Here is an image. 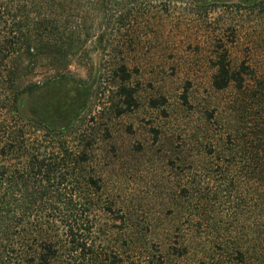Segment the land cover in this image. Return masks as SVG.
I'll list each match as a JSON object with an SVG mask.
<instances>
[{
	"label": "trees",
	"instance_id": "trees-1",
	"mask_svg": "<svg viewBox=\"0 0 264 264\" xmlns=\"http://www.w3.org/2000/svg\"><path fill=\"white\" fill-rule=\"evenodd\" d=\"M14 1L0 0V26L9 16L15 21L11 10L24 0ZM28 1L35 27L28 18L14 25L9 17L12 26L0 35L4 46L23 38L19 56L3 55L0 70L11 86L0 93V264H264V73L250 60L233 64L222 36L233 24H219L210 35L217 42L212 86L238 94L232 105L238 120L214 134L196 160L188 146L176 147L177 159L190 164L180 186L187 200L170 207L169 220L139 217L133 205L118 204L93 169L96 140L89 125L47 122L40 103V90L68 78L72 62L91 70L97 53L111 60L104 72L119 78L122 109L135 107L124 50L147 36L138 35L142 29L164 27L176 11L205 21L218 8L264 10V0ZM39 59L52 67V77L23 82ZM201 186L206 192L195 199ZM213 186H252L260 203L251 221L223 226L209 204Z\"/></svg>",
	"mask_w": 264,
	"mask_h": 264
},
{
	"label": "rangeland",
	"instance_id": "rangeland-1",
	"mask_svg": "<svg viewBox=\"0 0 264 264\" xmlns=\"http://www.w3.org/2000/svg\"><path fill=\"white\" fill-rule=\"evenodd\" d=\"M24 1L11 10L17 13L15 21L9 17L14 25L17 20L28 18L32 28L36 10L29 1L27 5ZM19 7L21 11L17 10ZM9 17L6 25L0 26V35L8 30ZM166 18L172 21L159 28L146 26L138 35L147 36L136 38L124 50L130 65V85L137 100L135 107L122 109L124 105L116 91L119 78L104 72L111 60L97 53L92 55L91 70L86 63L72 62L68 78L54 80L46 90H40L45 94L41 95L40 103L47 122L89 125L96 140L93 169L102 174L103 186L108 194L117 197L118 204L133 205L139 217L149 215L169 220L170 207L187 200L180 186L182 172L190 164L177 159L176 147L188 146L196 160L210 149L214 134L238 120L232 108L238 94L232 89L218 91L212 86L217 42H212L210 35L224 22L237 26V32L232 26L223 30L222 35L233 64L250 60L264 73V10L256 7L247 13L230 14L218 8L209 12L205 21L201 20L203 16H193L187 11H176ZM11 41L0 45V70L5 64L3 55L11 54L10 59L23 50L19 49L23 38ZM24 61L28 60L24 57ZM52 71L47 62L39 59L22 80L41 84L52 77ZM2 77L0 93H10L11 86ZM201 187L195 199L206 192V187ZM213 188L209 204L223 226L235 228L245 222L253 215L254 204L260 203L252 186ZM259 210L260 205L254 216ZM184 220L182 216L179 221L182 226Z\"/></svg>",
	"mask_w": 264,
	"mask_h": 264
}]
</instances>
